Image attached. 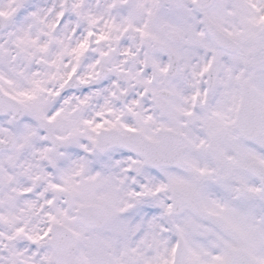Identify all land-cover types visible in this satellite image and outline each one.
Segmentation results:
<instances>
[{"label": "snow or ice", "instance_id": "1", "mask_svg": "<svg viewBox=\"0 0 264 264\" xmlns=\"http://www.w3.org/2000/svg\"><path fill=\"white\" fill-rule=\"evenodd\" d=\"M0 264H264V0H0Z\"/></svg>", "mask_w": 264, "mask_h": 264}]
</instances>
